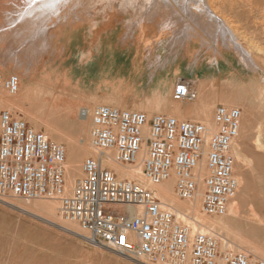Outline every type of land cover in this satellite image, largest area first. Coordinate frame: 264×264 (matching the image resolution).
I'll use <instances>...</instances> for the list:
<instances>
[{
  "label": "rangeland",
  "instance_id": "rangeland-1",
  "mask_svg": "<svg viewBox=\"0 0 264 264\" xmlns=\"http://www.w3.org/2000/svg\"><path fill=\"white\" fill-rule=\"evenodd\" d=\"M8 1L0 0V7L4 4L7 6L8 3L11 5L17 0ZM18 1L17 3H21L24 0ZM215 4L225 12L238 36L241 34V42L250 49L253 48L251 51L260 61L264 60V0H215ZM94 12L97 25H93L89 18L84 23L69 21L66 24L49 26L47 47L41 50L37 61L31 66L24 62V66L29 65L32 68L30 73L35 75L33 81L29 76L19 75L21 66L18 63L16 65L9 54L7 57L10 61L3 62L0 57V71L5 76L17 74L21 79L17 94L10 95L4 90L0 91L3 96L18 101L10 108H0L10 110L14 116L26 120L53 141L63 144L67 150V167L68 152L71 156L78 150L83 152L77 159L80 173L74 177L72 185L81 175L84 159L94 154L90 134L92 120L91 116L86 120L80 117L83 109L92 112L99 105H110L142 111L150 118L155 114H169L179 119L202 122L201 105L204 100L201 90L209 89L216 94L215 105L210 108L211 121L216 107L227 105L240 108L243 121L247 120L250 125V128L249 125L246 128L241 127L236 140V144L251 160L249 165L241 167L235 159V175H245V194H242L240 214L247 215L255 208L264 219V108L259 104V86L264 82L263 69L255 70L241 65L233 51H224L227 59L223 60L225 65L221 62L212 66L209 61L212 53L200 41L192 39L185 44L173 42L172 36L176 27L165 28L163 32H159L155 26L153 31L144 34L136 29L130 42L124 44L122 37L129 27L127 25L136 18L135 14L118 10L113 12L117 13L121 22L113 20L115 28H108L100 34L101 26L105 25L104 20H111L113 13L106 8H96ZM159 33L162 37L158 38ZM25 38L19 40L23 44L22 49L26 44ZM157 40H163V44L155 46ZM170 42H173L171 47ZM150 43H153L151 47L148 46ZM2 46L0 45V53L7 49V45ZM125 53L128 61L122 56ZM148 54L154 62L152 66L147 59ZM124 62L125 68H122ZM163 80L171 88L161 94L159 88ZM179 80L188 81L191 90L196 94L191 102L176 101L173 98L174 88ZM245 91H251L249 99L253 105L250 108L239 99L242 97L240 93ZM229 99L235 101L230 103ZM180 105L184 110L183 116L174 112ZM31 106L32 110L29 109ZM30 112L36 113L44 121L37 123ZM134 166L113 167L119 175L127 176V171L123 175L121 169ZM67 175L68 172L66 183ZM136 180L144 184L147 182L144 176ZM242 189L239 185L237 197H241ZM51 202L57 204L52 214L45 211L40 204ZM182 213L187 218L185 221H189L192 226L194 221L198 222L193 220L192 213ZM202 215L199 210L198 218L205 217ZM239 225L244 227L243 223ZM232 228L230 234L229 228L212 229L220 235L223 248L226 237L230 242L229 248L264 259L245 243L237 240ZM209 230L211 229H205ZM87 235L79 224L61 217L59 202L56 200L41 198L27 201L16 197L0 200V264H155L145 258L124 256L92 244L87 240Z\"/></svg>",
  "mask_w": 264,
  "mask_h": 264
},
{
  "label": "built area",
  "instance_id": "built-area-1",
  "mask_svg": "<svg viewBox=\"0 0 264 264\" xmlns=\"http://www.w3.org/2000/svg\"><path fill=\"white\" fill-rule=\"evenodd\" d=\"M20 85L17 74L0 71V91L15 95ZM195 97L189 82L179 80L173 98ZM89 116L94 154L84 159L81 175L67 191L65 146L0 108V200H56L61 217L79 224L90 243L155 264H264L257 256L223 248L214 231L202 230L196 221L192 226L147 184L113 168L135 165L142 154L148 181L160 184L173 177L181 200L193 201L201 190V213L224 216L239 190L233 147L240 108L218 105L214 131L204 122L169 114L150 118L110 105L81 111V117Z\"/></svg>",
  "mask_w": 264,
  "mask_h": 264
},
{
  "label": "bare ground",
  "instance_id": "bare-ground-1",
  "mask_svg": "<svg viewBox=\"0 0 264 264\" xmlns=\"http://www.w3.org/2000/svg\"><path fill=\"white\" fill-rule=\"evenodd\" d=\"M17 1L12 2L11 5H8L10 4L8 3L7 6L4 4L5 6L2 5L0 7V45H7V49H4V51L0 53V57L3 62H6V60H9L7 57V54H9V57L13 60V62L16 63V65L18 63L19 66H21L20 70L18 71L19 75L29 76L31 81L35 79V75L30 73L32 68H30L29 65L24 66L26 65L24 62H28V64L31 66V64L37 61L41 50L47 47V32L49 26L56 25L57 23L62 25V23L66 24L69 21H74L75 23H84L89 18L93 25H97L98 22L94 17L96 15L94 12L96 8L99 10H104V8L110 9L112 13L115 11L117 12L118 10L121 12H132L135 14L136 18L127 25L129 27H127L126 33L122 37V42L124 44H128L130 42L129 40L133 38L136 29H140L141 33L143 32L144 34L153 31L155 26L159 32H163L165 28L176 27L173 31V42L185 44L192 39L200 41L202 45H204L212 53V56L209 60L211 63L210 65L216 66L221 62L223 65H225V62L223 63V60L226 59L224 51H233L235 52V55L241 65L255 70L262 68L264 71V60L260 61L256 54L251 51L253 48L250 49L241 42L242 40L239 39L241 34L238 36L237 31L234 29V26H231L232 23H230L231 21L229 22L225 12L216 6L215 0H24L23 2L21 1V3H17ZM108 19L106 18V20H104L105 25L101 26L102 28L99 30L100 34H102V32L108 28H115L116 25H114L113 20H117L116 22L118 23L121 22L119 17H117V13H113L110 16L111 20ZM157 36L158 38L162 37V34L159 33ZM165 36L167 35H164V37ZM22 38L26 39V44L23 49L21 48L23 47V44H21V41H19ZM162 41L163 40H157L154 45H162ZM173 42H170V47L173 46ZM152 44L153 43H150L148 46L151 47L150 45ZM252 44L250 47H252ZM257 51L260 52L259 49ZM150 54L147 55V59L151 63L150 66H152L154 62L150 60ZM122 56H125V61H128L127 53L123 54ZM124 64L125 62L122 64V68H125L123 67ZM124 70L126 71V69ZM259 87H261L259 91V104L264 108V82ZM170 88L171 86L167 85L166 81L163 80L161 83V88L159 89L162 94V91L166 93ZM201 91L203 96L202 98L204 100L201 105V116L203 117L202 122L205 123L206 121L209 129L214 131L215 126L213 121H211L210 108L215 105L216 94L209 89L206 90L203 88ZM240 94H242V97L239 99L243 101L244 104L248 106V108H250L253 105L252 100L249 99L251 91L241 92ZM17 101V99L3 96V94L0 92V107L10 108ZM228 101L231 103L235 100L229 99ZM180 107L181 105L177 106L174 112H179L180 115L183 116L184 110H182V107ZM29 109L32 110L33 106H31ZM155 109H157V107ZM29 114H33V112H30ZM33 119H35L37 123L44 121L42 120V117H38L36 113L33 114ZM82 119L86 120L85 117H82ZM243 119L241 127L246 128L249 124L247 120L243 121ZM248 127L250 128V125ZM82 154L83 152L81 150L74 152L72 156L68 152V167L66 164V170L68 168L67 191H70L71 186H73L71 183L73 182L72 180L74 177L78 176L80 173L77 159H79ZM233 154L241 167L250 164L251 160L242 152L236 143L233 147ZM121 172L123 175L124 172H126L127 177L132 179H139L141 176H144L142 167V154L139 156L137 164H135L134 167L125 169L122 168ZM202 172L205 173L204 170H202ZM236 176L239 181V185H241V188L243 189L241 191V197L236 196L229 203L227 214L224 216H205L200 217V219L197 215H199V210L201 208V190L193 201H184L181 200L175 193V189L173 188V184L175 187V179L173 177L160 184H154L148 181L146 178L145 179L148 182H146L147 186L157 193L162 202L171 205L179 213H182L183 211L192 213L194 216L193 220H197L201 224L202 230L207 228H210L211 230L216 228L222 230L229 228V232L231 231L230 228L233 227L232 229L235 231H232L234 232V236L237 240L245 243L249 249L256 251L260 254V256L264 257L263 216L255 208H253V211H251V209L247 215L243 216L240 214L241 198L242 194H245V175L244 173H239ZM40 204L45 209V211L51 214L57 208V204L53 202ZM241 223L244 224V227L239 225ZM224 238L225 247L230 246L228 238Z\"/></svg>",
  "mask_w": 264,
  "mask_h": 264
},
{
  "label": "crops",
  "instance_id": "crops-1",
  "mask_svg": "<svg viewBox=\"0 0 264 264\" xmlns=\"http://www.w3.org/2000/svg\"><path fill=\"white\" fill-rule=\"evenodd\" d=\"M72 158V157H71ZM81 159V158H80ZM114 168V167H113ZM114 170L116 171V168H114Z\"/></svg>",
  "mask_w": 264,
  "mask_h": 264
}]
</instances>
